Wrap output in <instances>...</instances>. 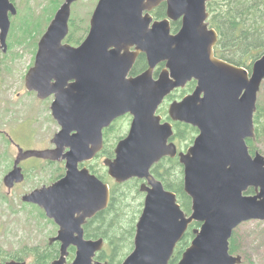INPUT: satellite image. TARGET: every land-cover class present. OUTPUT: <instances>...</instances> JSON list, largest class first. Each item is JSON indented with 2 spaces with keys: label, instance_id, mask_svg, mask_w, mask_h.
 Returning <instances> with one entry per match:
<instances>
[{
  "label": "water",
  "instance_id": "obj_1",
  "mask_svg": "<svg viewBox=\"0 0 264 264\" xmlns=\"http://www.w3.org/2000/svg\"><path fill=\"white\" fill-rule=\"evenodd\" d=\"M65 0L38 43L26 87L39 98L51 95V110L61 128L54 148L18 147L13 168L5 175L9 189L25 180L21 162L30 157L66 160L65 175L50 185L24 194V202L43 208L59 230L50 242L61 241L60 255L47 264H107L97 259L104 239H86L83 224L106 208L110 186L80 164L104 147V129L132 115L128 134L115 156L105 159L116 182L145 180L143 211L136 223L134 248L121 264H169L176 246L194 221L190 245L176 264H240L241 254L230 251V240L243 222L264 220V154H252L247 139L256 137L254 115L264 81V53L252 70L215 55L219 34L208 21L210 0H99L87 36L79 45L66 42L71 7ZM162 2L167 16L152 14ZM18 9L0 0V42L7 50L11 15ZM181 27L172 32V21ZM140 53L148 68L132 75ZM164 63L155 77V68ZM195 80V89L168 108L174 121L199 129L194 142L178 151L171 140L173 123L158 110L176 88ZM68 148L67 151L65 149ZM179 157L184 188L192 199L187 213L177 193L152 172L163 157ZM254 188V193H247ZM76 248L68 261L69 247ZM0 264H28L10 259Z\"/></svg>",
  "mask_w": 264,
  "mask_h": 264
},
{
  "label": "rangeland",
  "instance_id": "obj_2",
  "mask_svg": "<svg viewBox=\"0 0 264 264\" xmlns=\"http://www.w3.org/2000/svg\"><path fill=\"white\" fill-rule=\"evenodd\" d=\"M64 1L17 0L18 13L11 18L7 51L0 42V253L21 251L27 245L44 247L57 235L58 225L38 205L24 202L22 196L65 174L64 162L28 158L21 164L25 180L16 183L12 189L5 184L4 177L14 166L19 151L16 144L25 149L52 147V139L61 127L52 114L53 97L39 98L37 91L26 87L25 77L34 64L39 39ZM98 1L77 0L71 7L72 17L90 27ZM259 98L260 105L264 106V81ZM129 122L127 117L121 119L116 125L118 128L111 130L108 140L115 144L114 148L119 136L128 134ZM262 139L259 151L264 154V137ZM94 165L101 172L108 169L103 156ZM140 200L144 203V194ZM235 233L240 251L233 254H241L245 264H264V220L245 221ZM1 256L0 262H4ZM26 260L30 264L31 259Z\"/></svg>",
  "mask_w": 264,
  "mask_h": 264
},
{
  "label": "trees",
  "instance_id": "obj_3",
  "mask_svg": "<svg viewBox=\"0 0 264 264\" xmlns=\"http://www.w3.org/2000/svg\"><path fill=\"white\" fill-rule=\"evenodd\" d=\"M207 7L210 13L209 23L219 34L218 42L215 46L216 55L251 70L254 61L264 53V0H210L207 3ZM153 12L157 18H164L167 15L166 2L158 5ZM171 24L172 31L176 32L181 26V20L173 21ZM88 30V25L83 26L80 21L72 17L66 41L75 45L80 44ZM163 66L164 63H160L155 69V74H158ZM147 68V57L145 53H141L131 73L137 75ZM195 86L196 81L192 80L185 87L176 88L166 97L159 108V112L166 119L171 120L167 111L169 102L182 98L193 91ZM259 99L254 116L256 137L247 140L251 153L261 150L259 142L264 137V106L260 105ZM125 118H119L106 130V151L109 155H114L115 147V144H110L108 140L111 130L118 128L116 125L120 123L121 119L125 120ZM173 124L175 132L172 139L176 142L179 149H185L190 146L199 133V129L190 123L182 121H173ZM122 137L124 135L119 136L118 139ZM90 167L103 180L111 182V202L105 210L87 223L85 232L88 237L96 238L102 236L106 239L107 244L97 254L100 260L106 261L107 264H121L134 248L136 221L143 208V201L140 200V197L144 194L140 189L142 179L132 178L125 182L117 183L113 181L107 171L101 172V169H97L93 164ZM152 172L168 189L177 193L181 206L186 212L190 213L192 211V199L184 188V169L178 156L163 157L153 165ZM254 192V188H250L247 193ZM129 198L132 201H128ZM126 208L127 211L125 212ZM198 226H200V223L196 221L189 226L183 239L178 243L169 264H176L179 261L182 253L189 246L195 235L193 229ZM235 231L230 240V251L239 253L240 246L235 237ZM59 253V243L49 242L44 247L27 245L21 251L7 252L6 254L0 253V255H2L1 257L4 260L9 258L26 260L30 258V264H47L57 258ZM75 253V247L71 246L69 248V260L75 257ZM244 262L243 259L242 264H245Z\"/></svg>",
  "mask_w": 264,
  "mask_h": 264
},
{
  "label": "flooded vegetation",
  "instance_id": "obj_4",
  "mask_svg": "<svg viewBox=\"0 0 264 264\" xmlns=\"http://www.w3.org/2000/svg\"><path fill=\"white\" fill-rule=\"evenodd\" d=\"M11 2H13L14 4H15V6L17 7V9H18V3H17V0H11ZM154 11V10H153ZM153 13V15H154V17L155 18H157L156 16H155V14H154V12H152ZM13 16H15V15H11V18L13 17ZM7 39H8V37H7ZM37 48H38V43H37ZM7 49H8V41H7ZM37 51V50H36ZM141 54V53H140ZM139 54V55H140ZM36 56V55H35ZM260 57V56H259ZM138 58V57H137ZM34 61H35V59H34ZM163 68V67H162ZM132 71V70H131ZM132 74V73H131ZM133 75V74H132ZM49 97H53V99H54V96L52 95V96H49ZM123 117H127V119L130 121L129 123H130V125H129V129H130V126H131V122H132V116L130 115V114H126V115H124V116H122V118ZM118 120V119H117ZM117 120H115V121H113L108 127H106L105 129H104V147H103V149L100 151V152H98L97 154H96V156L93 158V159H91V160H88V161H85V162H83V163H81L80 164V167H84V166H87L89 169H90V171L92 172V173H94V174H96L95 172H93L92 170H91V167H90V165L91 164H95L96 162H97V160L99 159V158H101V156H103L104 157V161H105V159H107V158H113L114 156H115V148H114V155L112 156V155H109L108 154V152L106 151V145H107V137H106V130L108 129V128H110ZM54 147H56V144L55 143H53V146L52 147H49V148H54ZM68 150V148H66L65 149V151H67ZM27 160V159H26ZM43 160H47L48 162H57V161H59V162H64V165L66 164V160H64V159H61V160H57V161H53V160H48V159H43ZM23 161H25V160H23ZM22 161V162H23ZM22 162H21V164H22ZM104 164H105V162H104ZM105 166H106V164H105ZM22 168H23V166H22ZM66 168V167H65ZM108 167H106V169H107ZM23 171H25L24 170V168H23ZM107 171V173H108V169L106 170ZM65 173H66V170H65ZM65 174H63V175H61L58 179H60V178H62L63 176H64ZM97 176H98V174H96ZM99 177V176H98ZM99 178H101V177H99ZM58 179H56V180H58ZM102 179V178H101ZM55 180V181H56ZM103 180V179H102ZM55 181H53V182H55ZM106 183H108L109 184V186H110V200H109V204H110V202H111V182L110 181H107V180H104ZM114 181V180H113ZM144 181V180H143ZM52 182V183H53ZM51 183V184H52ZM48 185H50V184H48ZM109 204H108V206H109ZM107 206V207H108ZM106 207V208H107ZM106 208H104V209H102V210H99L94 216H92L91 218H87V221L85 222V224H83V227H84V236H85V238L86 239H94V240H97V239H100V238H103L104 239V245H106L107 244V241H106V239L104 238V237H102V236H99V237H96V238H94V237H88L87 235H86V232H85V226L87 225V223L89 222V221H91V220H93L101 211H103V210H105ZM55 222V221H54ZM58 225V224H57ZM58 230H59V225H58ZM58 230H57V233H58ZM54 242H58L59 243V245L61 246V241H54ZM53 242V243H54Z\"/></svg>",
  "mask_w": 264,
  "mask_h": 264
}]
</instances>
